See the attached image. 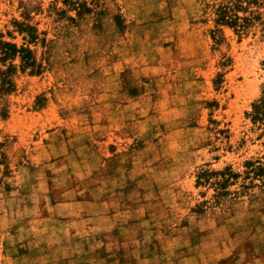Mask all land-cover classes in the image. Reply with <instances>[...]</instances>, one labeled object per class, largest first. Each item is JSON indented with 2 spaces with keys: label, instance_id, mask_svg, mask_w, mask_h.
Here are the masks:
<instances>
[{
  "label": "rangeland",
  "instance_id": "obj_1",
  "mask_svg": "<svg viewBox=\"0 0 264 264\" xmlns=\"http://www.w3.org/2000/svg\"><path fill=\"white\" fill-rule=\"evenodd\" d=\"M69 1L0 0V39L36 61L2 66L0 264H264V170L245 165L264 166V0ZM227 166V188L196 183ZM88 194L123 235H59L52 204Z\"/></svg>",
  "mask_w": 264,
  "mask_h": 264
},
{
  "label": "crops",
  "instance_id": "obj_2",
  "mask_svg": "<svg viewBox=\"0 0 264 264\" xmlns=\"http://www.w3.org/2000/svg\"><path fill=\"white\" fill-rule=\"evenodd\" d=\"M132 179L129 180V182L125 185H122L121 187H127V190L132 194V192H136L137 185L135 182H137L136 175H130ZM120 193V192H119ZM97 195H90L86 198L84 197H76L75 199H61L55 201L51 206V219H54L58 222V225L62 226L64 229H66V232L59 233V235H63L62 237H68L67 240L69 241V237L76 236L77 234L83 235V236H103L106 234L111 235H118L121 236L124 233L120 231L119 224H116L111 217L108 218L109 224L105 225L104 220L106 219L105 216H95V213L91 212H82L83 210V204H89V203H99L103 201V198L98 199L96 197ZM134 203H131V200L129 202L125 201L123 203V206L119 209V211H134ZM71 211V212H69ZM118 210H116L117 212ZM107 212H111L110 209H107ZM106 212V213H107ZM136 217L130 219L129 224H127V227L133 226L136 227ZM73 225V226H72ZM102 226L100 228L99 226ZM122 226V225H120ZM137 232L134 234L136 235ZM70 242V241H69ZM88 245V244H87ZM107 262V263H106ZM106 264H121L122 260L121 258H116L113 261H105ZM103 263V264H105Z\"/></svg>",
  "mask_w": 264,
  "mask_h": 264
},
{
  "label": "trees",
  "instance_id": "obj_3",
  "mask_svg": "<svg viewBox=\"0 0 264 264\" xmlns=\"http://www.w3.org/2000/svg\"><path fill=\"white\" fill-rule=\"evenodd\" d=\"M69 2L71 6L78 5V2L74 0H70ZM225 22L230 23L228 20ZM18 26H22V24ZM22 30H27V32L29 31L28 34L31 40H34L37 37L34 33H32L34 27L31 25L23 26ZM17 57H20L23 67H25V65L33 66L36 62L33 58V53L29 48L25 46H17L15 43L0 39V89L3 91L11 90L13 87V83L10 79V73L15 68V65L10 62L6 68H3L2 66L8 60L13 61ZM249 117L253 123H264V87L262 89L261 96L253 102L252 111L249 113ZM245 165L247 166L248 174L251 172L256 174L257 171L264 170L263 165H254L253 161H246ZM213 176L215 177L213 178ZM238 176V173L232 171L231 166H227L223 170H203L199 172L196 183L215 184L218 185L219 189H225ZM223 193L222 191H218L217 194L222 195Z\"/></svg>",
  "mask_w": 264,
  "mask_h": 264
}]
</instances>
